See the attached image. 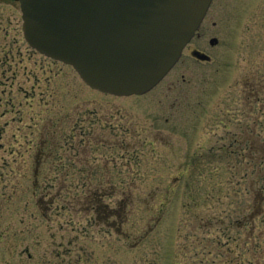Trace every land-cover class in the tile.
I'll return each mask as SVG.
<instances>
[{"label":"rangeland","instance_id":"obj_1","mask_svg":"<svg viewBox=\"0 0 264 264\" xmlns=\"http://www.w3.org/2000/svg\"><path fill=\"white\" fill-rule=\"evenodd\" d=\"M21 26L17 1L0 0V264L250 258L238 256L249 226L208 218L248 211L263 187L264 0H213L178 65L141 96L88 88Z\"/></svg>","mask_w":264,"mask_h":264},{"label":"water","instance_id":"obj_2","mask_svg":"<svg viewBox=\"0 0 264 264\" xmlns=\"http://www.w3.org/2000/svg\"><path fill=\"white\" fill-rule=\"evenodd\" d=\"M22 34L39 54L71 66L89 88L143 95L178 61L211 0H15ZM216 44V39L210 40ZM193 57L210 58L198 51Z\"/></svg>","mask_w":264,"mask_h":264},{"label":"trees","instance_id":"obj_3","mask_svg":"<svg viewBox=\"0 0 264 264\" xmlns=\"http://www.w3.org/2000/svg\"><path fill=\"white\" fill-rule=\"evenodd\" d=\"M261 160L264 162V157H262ZM255 184H257V183L255 182ZM262 184H263L262 185L263 187H259V188L257 187L255 189V194H253L252 205L249 207L250 209L248 211H246L244 213H243V211L241 213H237V211H236V212L231 213L230 215L227 214L224 217L215 216L216 217L215 219L208 218L209 221L214 222V223H216V225H220V226L223 224V221L225 220V223H226V225H224L225 230H228V228L242 229L244 227L249 226L248 227L249 230H246V238L243 241L242 252L238 256H243L245 254L244 250H246L245 255H249L250 258L245 259V260H241V264H257L258 258L260 257L259 243H255L253 240L259 238L258 236H254V232L256 229L254 222L256 219H258L260 217L261 214H263L260 206L257 205L258 200H262V202H264V196H263L264 181ZM110 210L111 211H108L109 213L115 212V209L114 210L110 209ZM116 212H118V211H116ZM221 238H223V239L225 238L227 243H228V241H231V242L236 241V237H229L228 235H226V237H221ZM220 240L217 239L215 248L221 246Z\"/></svg>","mask_w":264,"mask_h":264},{"label":"flooded vegetation","instance_id":"obj_4","mask_svg":"<svg viewBox=\"0 0 264 264\" xmlns=\"http://www.w3.org/2000/svg\"><path fill=\"white\" fill-rule=\"evenodd\" d=\"M9 1H11V2H15L14 0H9ZM212 2H213V0L211 1V4H212ZM17 3H18V2H17ZM211 4H210V6H211ZM209 8H210V7H209ZM208 10H209V9H208ZM207 13H208V11H207ZM207 13H206V15H207ZM206 15H205V17H206ZM205 17H204V19H205ZM204 19H203V21H204ZM203 21H202V23H203ZM202 23H201V25H202ZM201 25H200V27H201ZM212 26H216V23L213 22V23H212ZM200 27H199V29H200ZM198 36H199V35H198V33H197V34L192 38V40H193L194 38L198 37ZM192 40L186 45V47L184 48V50L187 49V47L190 45V43L192 42ZM184 50H183V51H184ZM195 51H198V52H200V53H204V54H205V52L203 51V49L201 50V49H198V48H197V49H196V48H193V49H192V48H189L190 56L192 57V59L195 60V61H197V62H206V61H200V60H198L197 58L193 57V56H192V53L195 52ZM182 55H183V52H182V54H181V56H180L178 62L173 66V68L168 72V74H169L171 71H173V69L178 65V63L180 62V60H181V58H182ZM207 62H208V61H207ZM168 74H167V75H168ZM167 75H166V76H167ZM166 76H165V77H166ZM162 81H163V80H162ZM162 81H161V82H162ZM161 82H160V83H161ZM160 83H159V84H160ZM159 84H158V85H159ZM158 85H157V86H158Z\"/></svg>","mask_w":264,"mask_h":264}]
</instances>
